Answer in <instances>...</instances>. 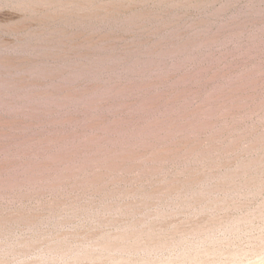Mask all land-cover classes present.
Returning <instances> with one entry per match:
<instances>
[{"label":"rangeland","instance_id":"1","mask_svg":"<svg viewBox=\"0 0 264 264\" xmlns=\"http://www.w3.org/2000/svg\"><path fill=\"white\" fill-rule=\"evenodd\" d=\"M2 59L0 264H264V0H0Z\"/></svg>","mask_w":264,"mask_h":264},{"label":"bare ground","instance_id":"2","mask_svg":"<svg viewBox=\"0 0 264 264\" xmlns=\"http://www.w3.org/2000/svg\"><path fill=\"white\" fill-rule=\"evenodd\" d=\"M0 64L10 65V64H12V62H11V61L8 62V60L2 59V60L0 61ZM199 228H200V227H199ZM202 229H203V228H202ZM194 230H195V229H194ZM198 230H199V229H198ZM150 234H151V233H150ZM120 236H121V235H119V237H120ZM148 236H149V235H148ZM115 237H116V236H115ZM115 237H113V238L115 239ZM117 237H118V236H117ZM117 237H116V238H117ZM114 239H113V241L115 242ZM117 239H119V238H117ZM121 239H123V238L121 237ZM125 239H126V238L124 237L123 240H125ZM160 239H161V238H160ZM162 239H163V238H162ZM165 239H167V238H164V241H165ZM123 240H122V243H125ZM113 241H111V242H113ZM117 241H118V240H117ZM140 241H141V240H140ZM155 241H156V240H155ZM155 241H154V242H155ZM161 241H162V240H161ZM114 242H113V243H114ZM132 242H133V241H132ZM132 242H131L130 244H132ZM159 242H160V241H159ZM159 242H158V243H159ZM107 243H109V242H107ZM117 243L119 244V241H118ZM133 243H134V242H133ZM139 243H140V242H139ZM145 243H147V242H145ZM145 243H144V244H145ZM149 243H150V242H149ZM166 243H167V241H166ZM111 244H112V243H111ZM115 244H116V242H115ZM156 244H157V243H156ZM162 244H163V243H162ZM108 245H109V244H108ZM108 245H107V246H108ZM127 245H128V244H127ZM154 245H155V243H154ZM157 245H158V244H157ZM157 245H156V246H157ZM159 245H160V244H159ZM164 245H165V244H164ZM109 246H110V248H111L112 245H109ZM116 246H117V245H116ZM140 246H141V245H140ZM140 246H138V247H139V248H142V247H140ZM161 246H162V245H161ZM124 247H125V245H124ZM143 247L146 248V246H144V245H143ZM158 247H160V246H158ZM105 248H106V247H105ZM110 248L107 247V249H110ZM112 249H113V248H112ZM112 249H111V250H112ZM115 249H116V247H115ZM117 249H119V247H118ZM121 249H122V247H121L119 250L121 251ZM123 249L125 250V249H127V248L125 247V248H123ZM127 250H128V249H127ZM113 251H115V250H113Z\"/></svg>","mask_w":264,"mask_h":264}]
</instances>
